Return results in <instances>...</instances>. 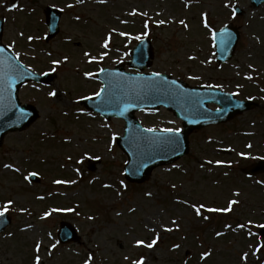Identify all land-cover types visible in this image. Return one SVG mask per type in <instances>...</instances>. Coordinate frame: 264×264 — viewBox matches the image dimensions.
Instances as JSON below:
<instances>
[{"label": "rangeland", "instance_id": "rangeland-1", "mask_svg": "<svg viewBox=\"0 0 264 264\" xmlns=\"http://www.w3.org/2000/svg\"><path fill=\"white\" fill-rule=\"evenodd\" d=\"M5 1L0 0V15H9L5 41L14 40L24 62L38 73L55 68L57 78L49 87L21 91L22 103L35 105L41 118L29 130L9 135L0 149V210L13 201L6 212L12 226L0 237V264H35L36 255L41 264H85L89 257L90 264L141 259L144 264H264V248L256 251L263 244L258 226L264 224V175L243 173L264 158V6L254 9L248 0H19L28 9L35 7L31 16L7 14L5 8L3 14ZM48 4L67 11L60 35L47 42L41 8ZM236 7L242 15L234 19ZM200 14L208 15L212 30L228 24L241 28L231 63L220 68L214 63L212 38ZM145 37L155 47L148 72L241 92L240 98H252L261 107L229 125L199 131L187 158L131 186L124 179L127 159L113 142L123 134L124 123L91 115L79 100L99 92L101 67L129 60L130 49ZM139 119L151 129L180 125L165 110ZM32 172L40 183H29ZM232 200L239 202L230 212H207L226 208ZM193 204L205 206L200 215ZM63 221L77 229L80 243L59 242ZM140 240L145 244L138 245ZM152 240L155 246L146 247ZM205 252L211 254L202 259ZM244 253L247 260H242Z\"/></svg>", "mask_w": 264, "mask_h": 264}, {"label": "water", "instance_id": "water-1", "mask_svg": "<svg viewBox=\"0 0 264 264\" xmlns=\"http://www.w3.org/2000/svg\"><path fill=\"white\" fill-rule=\"evenodd\" d=\"M221 39V38H219ZM235 41L229 42L227 45H223L220 43V47L224 46L225 50L227 49V53H225V57L222 60H225L230 54L231 49L233 48ZM143 54L144 64L141 66H137L140 69H145L148 67L149 59L152 57V52L145 53V49L142 47H138L133 53L134 59L137 61V58ZM104 79H107L106 85L107 89L110 86L117 85L112 80H116V76L110 73H105L101 76ZM33 78V77H31ZM144 79H151V78H135V85L139 88V91L134 92L130 96V101L133 102L135 106H124L122 109L119 110V106L117 107L116 104L113 102H109L110 105L108 107L101 106L99 107V102H101L102 98L97 99V103L89 106V108L102 113L106 117L111 116H120L126 119L128 122V131L124 138L119 140V145L124 150V152L129 157V164L126 167L127 178L131 182H138L142 183L148 179L151 172L163 165L172 164L176 160L180 159L184 155L188 153L189 146H188V137L189 134L196 128H202L204 126L210 124H219L227 122L233 119L235 116L243 113L244 111L252 109L253 105L249 103H241L237 102L231 96H225L218 94L214 100L218 104L220 100H223L222 106L223 110L218 112L212 113L209 111H198L197 106L191 102V97L187 99H181V102H176L175 99L170 96L171 93L164 96L161 92H159L155 87L152 91L147 95V100L143 99V89L141 87V82ZM26 81L29 80L28 78L25 79ZM159 82H156V86ZM120 105L127 101L125 96H118ZM220 99V100H217ZM117 101V98L115 99ZM206 101L205 103H207ZM180 104V105H179ZM221 104V103H220ZM164 105L171 110H174L176 114L181 117L188 126H186V130L183 133L179 134V144H160V143H153L151 138H163L167 137L171 134H155V133H148L141 130L138 122L134 120L133 113L136 110H140L143 108H158L159 106ZM182 105V106H181ZM93 106V107H92ZM32 112L33 115L30 114L29 117L25 118V124H19L22 128L30 125L35 119L37 118V114L33 108ZM30 109V110H31ZM112 110H117L116 112ZM203 117V118H202ZM9 118V117H8ZM15 121L11 123L2 122L0 123V145L2 143L3 136L9 131H15L19 129V126L15 125ZM138 131V132H137ZM141 131V132H139ZM251 173H260L264 172V163L259 164L255 169L251 170ZM10 221H2L0 223V233L4 230L6 226H8ZM264 238V230L261 232ZM60 240L63 243H70V242H77L79 238L76 234L74 228L69 225L64 224L62 226Z\"/></svg>", "mask_w": 264, "mask_h": 264}, {"label": "snow or ice", "instance_id": "snow-or-ice-1", "mask_svg": "<svg viewBox=\"0 0 264 264\" xmlns=\"http://www.w3.org/2000/svg\"><path fill=\"white\" fill-rule=\"evenodd\" d=\"M78 2H83V0H78ZM101 3L105 2V0H100ZM15 7V5L13 6ZM68 7H72V5H68ZM235 12H236V9L233 8V14L235 15ZM144 15H147V13H144ZM77 19H79V17H77ZM159 24H163L165 23V21L161 20L158 22ZM180 24L184 25L185 27H187L188 25L185 23L184 20H181L180 21ZM204 26L207 28L209 27V24L207 22V19H206V14H205V20H204ZM145 27L147 28V24H145ZM121 35H125L124 33H120ZM20 35H23V33H21ZM213 35V39L215 40L216 39V33L213 32L212 33ZM221 40H220V43L223 44V45H227L229 42H230V37H231V34L230 33H227V32H221ZM33 37L29 36L28 37V40H32ZM137 39H140V37H137ZM104 48H107L108 47V41L106 40L104 45H103ZM3 49H0V52H2ZM85 55H89L88 53H85ZM103 55H106V53H103ZM92 60H95L96 58L95 57H91ZM65 60H67V57H65ZM60 61L59 60H54L53 61V64H59ZM0 110L4 109V101L7 100L9 97H8V92H9V89L13 86L14 84V79L12 78V73H18L20 76L23 75V72L20 71V67L19 65H14V64H9L7 63L6 61H2L0 62ZM101 71H103V69H101ZM85 75L87 76H92L94 75L93 73H86ZM156 76H159L160 73H156L155 74ZM251 78V77H249ZM174 83V82H173ZM104 89H101V92H103ZM101 93H96V95H100ZM50 96H56V92H50L49 93ZM110 102V101H109ZM26 114L21 110V112L19 113L17 119H23L24 116ZM148 132H154L155 130L154 129H147ZM165 133H169L171 135L167 136V137H163V138H151L152 142L153 143H160V144H167V145H172V144H176L178 145L179 144V133H180V129L179 128H176V129H173V128H168V129H164L163 130ZM249 148L252 147L251 144L247 145ZM242 156H244L245 154L244 153H241ZM96 159H99V157H95ZM69 159H71V157H69ZM82 162V161H81ZM208 163H212V161H208ZM217 164H220L222 163L221 161H216ZM6 168H11L12 166L11 165H5ZM16 171H19V169H16ZM78 171V170H77ZM30 176H36L37 173L35 172H32L29 174ZM56 183L60 184V183H68V181H60V180H57L55 181ZM75 181H71V183H74ZM173 187H175V185H173ZM149 195H151V193H149ZM236 195L238 196L239 193H236ZM239 201L237 200H232L229 202V206L226 207V208H223V209H219V208H208L207 211L208 212H230L232 210V205L234 204H237ZM13 201L9 200L6 204L3 205V208L2 210H0V217H3L5 215L6 212L9 211L10 209V206L12 205ZM191 207L193 209H195V212L197 215H200V211L202 208H204L205 206L203 204L197 206L195 204L191 205ZM53 211H59V209H54ZM69 211H71V209H69ZM46 216L47 215H50V213H46L45 214ZM204 219H208V217H204ZM2 223V222H0ZM173 223H175V221H173ZM249 224H251V221H249ZM228 227H231L230 225ZM239 228L243 229L245 227L244 224H239L238 225ZM259 228H264V224H261L258 226ZM168 231H171V229H167ZM221 233L217 232V236H220ZM249 235H252V233H249ZM157 243V240H152L151 243H148L146 244L145 246L148 247V248H152L155 246V244ZM137 244L138 245H144L145 242L143 240H140V241H137ZM53 248L56 247L55 244L52 245ZM176 247L178 248L179 245H176ZM260 248H264V244H261L260 247H257L256 248V251L259 252L260 251ZM40 251V244H37L36 245V252L38 253ZM211 253L209 252H205L202 254V259L203 258H206L207 256H209ZM247 257H248V254L247 253H244L243 256H242V260H247ZM90 260H91V257H89V260L88 261H85V264H90ZM35 264H41V257L39 255H36L35 256ZM133 264H144L143 260H138V261H134Z\"/></svg>", "mask_w": 264, "mask_h": 264}]
</instances>
